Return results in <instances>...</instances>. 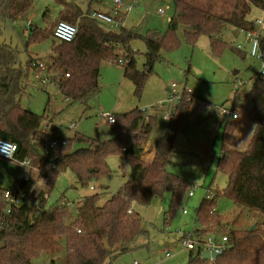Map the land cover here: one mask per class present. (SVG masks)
<instances>
[{"label": "trees", "instance_id": "1", "mask_svg": "<svg viewBox=\"0 0 264 264\" xmlns=\"http://www.w3.org/2000/svg\"><path fill=\"white\" fill-rule=\"evenodd\" d=\"M174 13L165 33L156 29L141 35L125 28L119 36L105 35L93 21L83 16L75 0H63L57 20L78 23L74 41H59L54 28L32 25L27 45L52 37V63L47 64L49 77L59 91L72 102H82L88 108L99 96L103 62L123 61L120 50L126 46L125 77L135 86L140 97L155 65L162 61V51L180 47V27L184 36L195 45L201 36L210 39L214 53L226 49L245 58L246 53L225 40L227 32L257 30L248 20L253 7L264 9V0H172ZM33 9L32 0H0V18L19 20ZM134 39H142L146 46L144 68L137 67L135 52L129 47ZM264 51V35L259 36ZM40 68L32 59L25 66L18 64L17 50L0 43V138L17 144L16 157L29 159L45 173L49 190L36 196L41 209L34 206L10 204L2 195L5 189L0 181V264H34L43 253L55 255L64 249L67 264H111L124 252L131 251L137 238L148 236L141 214L134 203L149 205L155 197L170 193L169 209L165 213L168 224L180 210L193 184L168 170L171 155L183 133L193 95L182 93L170 118L166 133L156 142L151 162L143 156L157 118L140 108L116 116L115 137L106 141L76 133L71 139L54 138L44 131L45 116L20 105L26 91L30 70ZM253 108L247 114L255 130L246 150L223 145L218 160V171L228 176L227 186L215 189L214 196L203 199L196 212L199 228L197 239L214 236L228 238V250L214 260H203L199 252L190 251L188 264H264V222L255 229L220 228L225 216L217 213L219 198L225 197L238 207H246L264 215V77L256 76L250 91ZM55 140V156L48 158L38 143ZM123 154L131 171L128 181L103 205H98L99 194L84 199L76 215L68 205L46 207V195L55 186L59 176L71 169L82 186H90L111 174L108 158ZM28 180H16L15 187L23 190ZM10 209V212H8ZM71 222L70 225H67ZM65 236L66 246L59 237ZM122 249H126L123 253Z\"/></svg>", "mask_w": 264, "mask_h": 264}, {"label": "rangeland", "instance_id": "2", "mask_svg": "<svg viewBox=\"0 0 264 264\" xmlns=\"http://www.w3.org/2000/svg\"><path fill=\"white\" fill-rule=\"evenodd\" d=\"M33 9L22 19L13 20L0 18V43L7 44L17 50L18 64L25 66L29 59L35 63H52L53 38L48 37L41 42L27 45L32 25L52 28L59 21V12L63 8V0H32ZM66 1V0H64ZM83 14L97 10L113 15L117 9L115 0H75ZM121 11L132 0H122ZM205 1V0H203ZM220 7V0H215ZM159 9H167L168 14H162ZM174 13L172 0L137 1L132 10L124 16V25L116 26L93 21L96 27L105 35L119 36L123 29L145 35L148 30L156 29L165 33ZM248 20H262V35H264V9L253 7ZM29 20L31 26L29 27ZM78 26V23L76 24ZM185 27H180V47L172 51H162L163 59L155 65L154 73L149 77L145 88L139 97L135 93L134 83L125 77L124 65L127 58L126 46L120 50L124 62H103L101 66L99 96L92 99L87 108L82 102H72L67 99L51 81L48 68L30 70L26 91L20 99V105L34 113L45 116L44 131L50 136L66 139L73 138L76 133L106 141L115 137L113 124L106 121L103 113L119 116L133 109H145L148 115L157 118L151 134L148 147L154 149L156 142L166 133L170 118L166 113H172L178 104L182 93L186 90L192 93L193 102L185 123L183 133L179 136L172 154L168 170L193 184L194 195L184 200L176 216L168 224L165 223V213L170 205V193L163 198L155 197L149 205L134 203V208L143 219V227L148 236H140L133 249L121 254L111 264H188L190 251L185 250L180 242V230H189L196 226V212L208 192L215 189L223 190L228 183V176L217 169V161L224 135L230 133L238 120L226 119L219 114L221 107L235 108L242 119L247 118V111L253 106L249 96L253 80L262 74V61L250 55L251 42L242 33L236 38L232 32L225 34V40L235 45H242L245 58L240 57L230 49L221 55L213 52L210 39L201 36L195 45L187 42L184 36ZM135 52L137 67L142 70L146 61L147 46L142 39L131 40L128 44ZM44 78L46 84L40 79ZM176 88L172 89V85ZM239 92L244 97H239ZM55 128L51 131V128ZM57 136V137H55ZM61 138V139H62ZM45 143H38L39 149L48 158L56 154L51 150L44 152ZM244 151V150H243ZM111 174L91 186H82L76 174L68 169L56 181L48 195L46 207L68 201L73 215L77 214L81 199L99 194L98 205H103L113 193H116L130 177V164L123 154L108 158ZM19 166L0 158V180L3 187L12 189L19 174ZM27 170L29 172L26 174ZM23 174L29 178L31 194L41 190L48 191L44 183L45 173L32 165L23 169ZM36 184L37 187L36 188ZM37 196V195H36ZM187 210V213H184ZM217 213L226 220L220 228L236 229L252 228L264 222V215L246 207H238L228 198H219ZM199 224L197 223V226ZM58 240L66 246L65 236ZM164 242V243H162ZM171 250L172 257L167 258L166 251ZM34 264H67L66 250L49 255L43 253Z\"/></svg>", "mask_w": 264, "mask_h": 264}, {"label": "built area", "instance_id": "3", "mask_svg": "<svg viewBox=\"0 0 264 264\" xmlns=\"http://www.w3.org/2000/svg\"><path fill=\"white\" fill-rule=\"evenodd\" d=\"M137 1H146V0H132L130 4L125 6L126 12H122L121 9L124 6V1L122 0H115V4L117 9L115 10L114 14H108L103 11H89L86 14H83L84 17L90 19L91 21L106 23L110 25H116V26H123L124 25V18L123 16L132 8L135 7ZM159 12L162 14L167 15L168 10L167 9H159ZM257 30L255 31H249V30H240L245 35V39L251 42L250 47V55L252 57H255L262 61V74H264V51L261 49V44L259 40L260 36V27L263 25L262 20H256ZM31 21L29 20V27L31 26ZM78 34V26L76 24H72L66 21H60L55 29H54V36L59 41H66V42H72L76 39ZM238 48L242 49V45H237ZM121 63L124 61H120ZM34 65L38 66L40 69H45L47 67V64H44L41 61H36ZM37 79H41L44 81V78H40L39 75H37ZM176 88V84L172 85V90ZM146 112L145 109H142ZM219 114L226 118V119H237L239 117V113L235 108H228V107H221L219 110ZM172 113H167L165 115V119H169L171 117ZM102 116L106 119V121L115 124L116 122V116L112 113H103ZM115 118V121L112 122L111 120ZM57 143L53 139L45 144L44 152L46 154H49L51 150H53L56 147ZM17 144L0 138V158L12 161L16 163L20 170L18 174V180H28V177L26 174H23V169L27 167H31L32 163L29 159L20 160L16 157L17 152ZM194 189H192L189 192V196L194 195ZM10 204L15 205H28V206H34L37 208V210L41 209L40 200L36 197H31L30 193L25 189L19 190L15 186L12 189H7L4 191L2 195ZM209 197L214 196V192H208ZM60 204L68 205L69 202L63 201ZM8 212H10V209H8ZM184 213H187V210H184ZM180 242L185 250L189 251H196L199 252L202 256V253L205 251H208L210 253H217L219 256L225 253L228 248V238L226 236L216 239L214 236H208L204 239H197L195 237V230L192 231H183L180 230ZM167 257H171V250L166 251Z\"/></svg>", "mask_w": 264, "mask_h": 264}, {"label": "crops", "instance_id": "4", "mask_svg": "<svg viewBox=\"0 0 264 264\" xmlns=\"http://www.w3.org/2000/svg\"><path fill=\"white\" fill-rule=\"evenodd\" d=\"M263 26V25H262ZM233 36L236 38L237 36H240L242 34V32H239V34H237L236 36V30H234L233 32ZM260 35H262V32H261V28H260ZM263 36V35H262ZM234 46H237V45H240V44H237L235 45L233 43ZM44 84H46V81L44 80L43 81ZM169 90L172 91V89L170 88ZM251 91V89H250ZM239 97H244L245 95L241 92H239ZM249 96H250V92H249ZM194 100V99H193ZM176 107V106H175ZM174 107V108H175ZM253 108V106L251 108L248 109L247 113L248 114L251 109ZM174 110V109H173ZM172 110V111H173ZM167 114V113H166ZM167 120V119H166ZM238 120V122H236V124H234V126L232 127L230 133H226L224 135V139H223V143H222V146H221V149H220V156L219 158L222 156V147L223 145H226V146H229V147H232L234 149H237V150H240V151H243V150H246L247 147L249 146V143H250V140L252 138V135L254 133V130H255V126L254 124L247 118L245 119H242L241 116L239 115V117L236 119ZM57 137V136H55ZM57 138H62V137H57ZM62 139H65V138H62ZM149 143V142H148ZM176 146V145H175ZM175 149H174V152L175 153ZM154 156H155V150L154 149H149L148 147V144L146 146V152L143 156V158L148 161V162H151L153 159H154ZM172 156V155H171ZM218 158V160H219ZM171 159V158H170ZM217 164H218V161H217ZM29 172V170H27L26 174ZM18 178V177H17ZM17 178L15 179L14 181V185H15V182L17 180ZM2 181V180H0ZM28 181H29V178H28ZM3 182V181H2ZM44 183L46 184V180H44ZM30 187V182L28 183L27 187H26V190L30 193L31 197L35 198L36 195H38L40 192H38L37 194L33 195L31 194V192L29 191V188ZM92 190H95V186H91ZM5 189H8V188H5ZM114 194V193H113ZM112 194V195H113ZM48 195H46V198H48ZM111 195V196H112ZM110 196V197H111ZM85 199V198H84ZM84 199H81V201H84ZM48 200V199H47ZM83 203V202H82ZM196 221V220H195ZM199 228V225L197 226V223H196V226L194 225L193 228L189 229V230H183V231H192V230H196ZM164 243V242H162ZM126 250V249H125ZM123 253V252H122ZM125 253V252H124ZM123 253V254H124ZM172 257V256H171ZM167 258H170V257H167Z\"/></svg>", "mask_w": 264, "mask_h": 264}, {"label": "water", "instance_id": "5", "mask_svg": "<svg viewBox=\"0 0 264 264\" xmlns=\"http://www.w3.org/2000/svg\"><path fill=\"white\" fill-rule=\"evenodd\" d=\"M239 32H240V30H236V36H237V34H239ZM54 130H55L54 127L51 128V131H54ZM70 223L71 222H68L67 225H70ZM251 229L252 230L255 229V226H253ZM124 251H125V249L121 250V252H124ZM218 257H219V255L217 253H210L208 251H205L202 253V259L203 260H214V259H217Z\"/></svg>", "mask_w": 264, "mask_h": 264}, {"label": "clouds", "instance_id": "6", "mask_svg": "<svg viewBox=\"0 0 264 264\" xmlns=\"http://www.w3.org/2000/svg\"><path fill=\"white\" fill-rule=\"evenodd\" d=\"M111 121L114 122V121H115V118H113ZM36 188H38V187H37V184H36Z\"/></svg>", "mask_w": 264, "mask_h": 264}]
</instances>
